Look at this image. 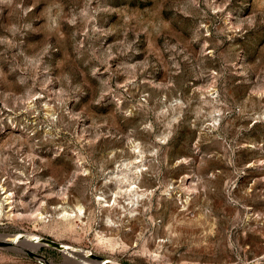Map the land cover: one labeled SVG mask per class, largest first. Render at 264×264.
Returning <instances> with one entry per match:
<instances>
[{
	"label": "rangeland",
	"instance_id": "obj_1",
	"mask_svg": "<svg viewBox=\"0 0 264 264\" xmlns=\"http://www.w3.org/2000/svg\"><path fill=\"white\" fill-rule=\"evenodd\" d=\"M17 233L0 264H264V0H0Z\"/></svg>",
	"mask_w": 264,
	"mask_h": 264
},
{
	"label": "bare ground",
	"instance_id": "obj_2",
	"mask_svg": "<svg viewBox=\"0 0 264 264\" xmlns=\"http://www.w3.org/2000/svg\"><path fill=\"white\" fill-rule=\"evenodd\" d=\"M140 167V166H139ZM141 168V167H140ZM137 170V169H136ZM139 170V169H138ZM143 170V169H142ZM143 173V172H142ZM137 176V175H136ZM139 179V178H138ZM129 184V183H128ZM138 190V189H137ZM130 191V190H129ZM140 191V190H139ZM134 192V191H133ZM135 193V192H134ZM138 194V193H137ZM9 195V194H8ZM10 202V201H9ZM6 241L7 242H10V244L14 245L15 243H18V242H28L32 245H40L41 244V239L38 235H30L29 237L25 236V234H22V233H17L15 234L13 237L11 238H6ZM46 242V241H44ZM49 244V243H48ZM63 249H70L72 246L71 245H68V244H63ZM73 248V247H72ZM79 249V248H78ZM75 250V249H74ZM81 250V249H80ZM67 253H69V255L73 257V253H72V249L67 251ZM92 253L88 251V253L86 254V257L91 255ZM81 257V256H80ZM86 257H82V258H79V263L80 264H90L89 260L86 258ZM77 259V258H76ZM108 259H106L104 262H107ZM75 261V260H74ZM76 263V262H75ZM103 263V260L100 261L98 264H102ZM97 264V263H96Z\"/></svg>",
	"mask_w": 264,
	"mask_h": 264
},
{
	"label": "water",
	"instance_id": "obj_3",
	"mask_svg": "<svg viewBox=\"0 0 264 264\" xmlns=\"http://www.w3.org/2000/svg\"><path fill=\"white\" fill-rule=\"evenodd\" d=\"M43 238H42V240L43 241H46L47 243H49L50 245H52V246H54V247H57V248H59V249H63V243L61 242V241H59V240H55V239H53V238H49V237H45V236H42ZM1 242H5V243H10V242H7V241H0V243ZM30 252L32 253V254H37L36 252H34V251H32V250H30ZM91 255H94L93 253L91 254Z\"/></svg>",
	"mask_w": 264,
	"mask_h": 264
},
{
	"label": "built area",
	"instance_id": "obj_4",
	"mask_svg": "<svg viewBox=\"0 0 264 264\" xmlns=\"http://www.w3.org/2000/svg\"><path fill=\"white\" fill-rule=\"evenodd\" d=\"M40 261H43L44 260V257H39Z\"/></svg>",
	"mask_w": 264,
	"mask_h": 264
}]
</instances>
